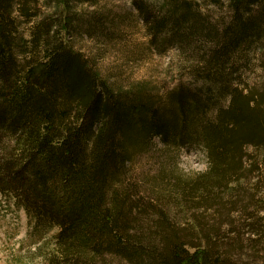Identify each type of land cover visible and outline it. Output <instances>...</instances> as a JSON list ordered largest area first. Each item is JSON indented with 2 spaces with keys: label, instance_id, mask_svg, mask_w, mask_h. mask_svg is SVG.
I'll return each mask as SVG.
<instances>
[{
  "label": "trees",
  "instance_id": "1",
  "mask_svg": "<svg viewBox=\"0 0 264 264\" xmlns=\"http://www.w3.org/2000/svg\"><path fill=\"white\" fill-rule=\"evenodd\" d=\"M53 1L45 17L39 0H0V196L24 212L35 236L56 232L43 264H248L226 248V224L176 221L137 197L129 172L153 138L176 151L200 148L205 172L183 179L165 168L163 180L182 205L212 213L218 192L257 170L247 150L264 149V94L237 84L236 54L263 35L264 17L220 31L185 0H163L160 17L139 7L150 43L181 49L200 83L176 88L159 107L145 91L111 88L72 48L79 20L70 10L96 0ZM261 1L229 7L236 19ZM99 24L79 23L88 34Z\"/></svg>",
  "mask_w": 264,
  "mask_h": 264
},
{
  "label": "rangeland",
  "instance_id": "2",
  "mask_svg": "<svg viewBox=\"0 0 264 264\" xmlns=\"http://www.w3.org/2000/svg\"><path fill=\"white\" fill-rule=\"evenodd\" d=\"M185 1L191 4L195 14L220 31L242 22L255 25L252 21L264 17V1L260 2L262 6L258 1L255 6L246 8L249 12L236 19L229 0ZM54 3L53 0H39L41 15L53 16ZM165 6L163 0H96L94 6L73 5L71 14L79 21L73 24L75 29L72 27L68 40L76 52L90 60L96 73L111 88L121 92L145 91L162 107L168 93L176 88L200 86L191 79V69L181 49L163 46L162 50V44L150 43L155 39L147 32L143 14L137 9L141 7L143 13L147 11L149 15L160 17L165 13ZM97 18L99 31L94 34L85 33V26L79 25L81 20L87 23ZM260 25L263 35L254 37L257 41L248 49L239 48L236 54L243 52V67L238 72L240 81L237 84L264 94V23ZM218 103L225 105L223 99ZM247 154L256 161L257 170L246 172L235 189L229 187L227 192H218L221 200L213 203L212 213H201L182 205L180 198L173 194L172 185L163 180L165 168L183 179L205 172L207 161L200 148L176 151L153 138L146 149L135 156L129 173L142 202L154 204L158 210L160 208L184 224L191 216H201L211 227L222 221L226 224L223 232L229 239L226 248L232 245V258L248 264H264V149L248 148ZM149 211L147 215L153 216ZM55 234L53 230L45 236H35L24 212L0 196V264H43L44 256L53 248Z\"/></svg>",
  "mask_w": 264,
  "mask_h": 264
}]
</instances>
